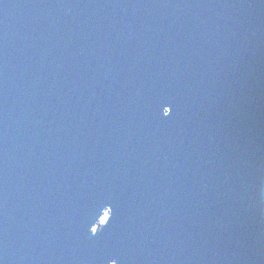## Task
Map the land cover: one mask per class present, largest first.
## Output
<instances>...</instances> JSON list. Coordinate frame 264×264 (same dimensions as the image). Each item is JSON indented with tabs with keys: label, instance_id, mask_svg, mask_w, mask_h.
Here are the masks:
<instances>
[{
	"label": "water",
	"instance_id": "95a60500",
	"mask_svg": "<svg viewBox=\"0 0 264 264\" xmlns=\"http://www.w3.org/2000/svg\"><path fill=\"white\" fill-rule=\"evenodd\" d=\"M0 264H264V0H0Z\"/></svg>",
	"mask_w": 264,
	"mask_h": 264
},
{
	"label": "snow or ice",
	"instance_id": "6c2138e0",
	"mask_svg": "<svg viewBox=\"0 0 264 264\" xmlns=\"http://www.w3.org/2000/svg\"><path fill=\"white\" fill-rule=\"evenodd\" d=\"M171 111H172V109H171L170 106H165V107L163 108V115H164L165 117H168V116L171 115ZM110 219H111V215H109V217H108V222L110 221ZM108 222H107V224H108ZM107 224H106V225H107ZM96 234H97V233H96Z\"/></svg>",
	"mask_w": 264,
	"mask_h": 264
}]
</instances>
